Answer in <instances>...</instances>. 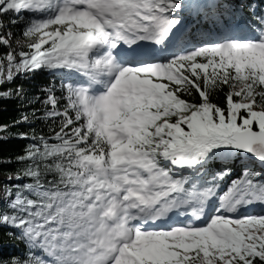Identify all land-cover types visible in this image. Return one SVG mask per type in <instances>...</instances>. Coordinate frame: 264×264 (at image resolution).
Returning <instances> with one entry per match:
<instances>
[{"label": "snow or ice", "instance_id": "6c2138e0", "mask_svg": "<svg viewBox=\"0 0 264 264\" xmlns=\"http://www.w3.org/2000/svg\"><path fill=\"white\" fill-rule=\"evenodd\" d=\"M189 6L0 0V17L14 16L25 38L13 47L0 20L9 49L0 88L38 71L61 74L59 92L43 89L35 100L44 110L31 113L55 126L47 136L18 134L30 143L7 179L25 182L5 188L0 209V225L19 230L9 235L28 254L0 264H264V214L241 215L264 204V172L246 168L219 195L228 172L206 179L217 158L244 153L264 164V14L193 44L180 35ZM141 42L161 58L137 52ZM225 87L220 106L212 96ZM194 93L199 102L186 98ZM15 124H30L29 115Z\"/></svg>", "mask_w": 264, "mask_h": 264}, {"label": "trees", "instance_id": "16d2710c", "mask_svg": "<svg viewBox=\"0 0 264 264\" xmlns=\"http://www.w3.org/2000/svg\"><path fill=\"white\" fill-rule=\"evenodd\" d=\"M217 4L220 5L219 8ZM221 12H224V20L217 23L216 21L220 17ZM253 12L264 14V0H217L213 9H204L200 12L187 7L182 9L181 14L185 31L184 36L190 39L195 37L192 40L193 44L197 43L202 35L211 34L213 38H219L218 31L223 30L225 22L233 25L244 21L250 23L252 22ZM230 13H234V15H230ZM14 18L11 14L2 16L3 22L7 25L5 30L12 33L13 41H16L18 37L23 40L25 39L21 35L23 24L20 22L16 24L9 23ZM13 47H15V44H13ZM8 51L7 47H0V57ZM60 75V73L53 74L48 71H38L31 76H19L10 83H4L2 88H0V91L13 93L11 96L0 99V125H7L9 129L6 133H0V161H3L0 163V190L4 189V196L0 197V209L7 208L5 188L8 187L11 190V185L18 187L25 182L24 180L8 181L7 179L9 175L19 172L24 167L23 164L17 163L15 158L22 155L26 146L30 143L29 140L18 138V134L28 132L31 135L32 132H35L37 134L43 133L47 136L50 135L51 128L55 126L51 121L33 118L31 113L34 110H39L37 111V115H39L44 110V106L35 100L36 96H40L43 99V89L55 85L57 92H59L57 77ZM18 87L23 89L27 99L15 95L14 90ZM227 91L228 89L225 87L223 91L215 93L212 96V101L224 106V96ZM186 98L193 100V102H199V97L195 93L192 97ZM22 114L29 115L30 124L14 125V122L19 120ZM246 168L264 172V164H261L258 160L252 162L249 154L238 153L234 154L231 160L217 158L210 162L206 179L211 181L213 176L228 172V175L223 180L218 181L220 186L217 191L224 192L231 186L233 180L242 176ZM261 205L263 209L261 214H264V204ZM9 233H14L18 236L19 230L9 225H0V258H24L28 254L25 243L9 235Z\"/></svg>", "mask_w": 264, "mask_h": 264}, {"label": "bare ground", "instance_id": "6f19581e", "mask_svg": "<svg viewBox=\"0 0 264 264\" xmlns=\"http://www.w3.org/2000/svg\"><path fill=\"white\" fill-rule=\"evenodd\" d=\"M147 44H149V42H141L137 46H134V47H135V49H136L137 52H140V53H148L146 51ZM122 50L125 51V52H128L129 51V49H128V47L126 45L125 46H122ZM153 56L155 58H158L159 56H161V54L160 53H158V54H151V56L149 58H152ZM3 196H4V192L1 191L0 192V197H3ZM157 226L167 227V225H159V224Z\"/></svg>", "mask_w": 264, "mask_h": 264}, {"label": "rangeland", "instance_id": "374dc122", "mask_svg": "<svg viewBox=\"0 0 264 264\" xmlns=\"http://www.w3.org/2000/svg\"><path fill=\"white\" fill-rule=\"evenodd\" d=\"M0 20H3L2 17H0ZM3 31H4V32H7V30H5V29H3ZM11 39H12V38H11ZM12 43L15 44V41L12 40ZM159 58H161V56H159L158 59H159ZM6 71H7V67H6L5 72H6ZM255 160H257V159L254 158V157L251 158V161H252V162L255 161ZM3 190H4V189L0 190V192L3 191ZM259 204H260V203H254V204H252V205H249V206H247L246 208L242 209L241 213H248V211H249L248 208H249V207H251V206H253V205H259Z\"/></svg>", "mask_w": 264, "mask_h": 264}, {"label": "water", "instance_id": "95a60500", "mask_svg": "<svg viewBox=\"0 0 264 264\" xmlns=\"http://www.w3.org/2000/svg\"><path fill=\"white\" fill-rule=\"evenodd\" d=\"M251 156V155H250ZM251 158H252V156H251Z\"/></svg>", "mask_w": 264, "mask_h": 264}]
</instances>
